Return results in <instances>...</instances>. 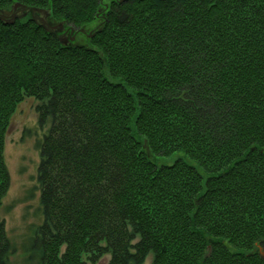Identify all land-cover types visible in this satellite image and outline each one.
<instances>
[{"label": "trees", "instance_id": "obj_1", "mask_svg": "<svg viewBox=\"0 0 264 264\" xmlns=\"http://www.w3.org/2000/svg\"><path fill=\"white\" fill-rule=\"evenodd\" d=\"M18 3L87 38L0 24V212L27 99L42 132L26 264H264V0Z\"/></svg>", "mask_w": 264, "mask_h": 264}, {"label": "rangeland", "instance_id": "obj_2", "mask_svg": "<svg viewBox=\"0 0 264 264\" xmlns=\"http://www.w3.org/2000/svg\"><path fill=\"white\" fill-rule=\"evenodd\" d=\"M21 5L28 9L38 10L40 12L39 17L45 18L46 22L49 23V28L57 29L54 30V34H57L60 39L72 41L75 44L86 42V36L77 34L80 30L73 28L72 31H69L71 28L66 26L63 21L61 23V21H55L53 18H47L50 13L49 10ZM13 6L4 10L9 11ZM34 17L32 12H29L25 18H21L17 22L32 20L36 25H40L41 20ZM0 24H3V22H0ZM97 25H94V27H97ZM59 26L62 31L57 28ZM39 28L52 34L50 32L52 29L49 31L43 27ZM37 106L38 102L34 98L24 101L13 115L11 126H9L5 137V161H7L11 176V186L3 202L4 207L0 212V216L5 221L8 237H10L14 248H16V253L12 258L13 264H26L27 251L34 237V230L41 226L43 222L40 203L41 192L37 181L41 161L38 139L42 137L39 116L36 113ZM174 159H169V161ZM161 162L166 163V161ZM151 261L152 258L150 257L145 264H152ZM97 264H100V261Z\"/></svg>", "mask_w": 264, "mask_h": 264}, {"label": "water", "instance_id": "obj_3", "mask_svg": "<svg viewBox=\"0 0 264 264\" xmlns=\"http://www.w3.org/2000/svg\"><path fill=\"white\" fill-rule=\"evenodd\" d=\"M29 12H32V15L35 16L34 18L41 20L40 25H38L39 27H43L49 31L52 29V28H49V26H48L49 23L46 22L45 18L39 17L40 12L38 10L25 8L24 6H22L19 3L14 5L12 7V9L9 11L8 10L7 11L6 10H0V22H3V24L6 26L14 25L19 19L25 18ZM48 16H49V14H48ZM57 28L59 30L62 29L60 26ZM54 30H57V29H52V31H50V32L54 34ZM58 39H60V38H58ZM60 40H61L62 44H64V45L68 44L67 40H64V39L63 40L60 39Z\"/></svg>", "mask_w": 264, "mask_h": 264}, {"label": "bare ground", "instance_id": "obj_4", "mask_svg": "<svg viewBox=\"0 0 264 264\" xmlns=\"http://www.w3.org/2000/svg\"><path fill=\"white\" fill-rule=\"evenodd\" d=\"M47 18H49V17H47ZM49 19H51V18H49Z\"/></svg>", "mask_w": 264, "mask_h": 264}]
</instances>
